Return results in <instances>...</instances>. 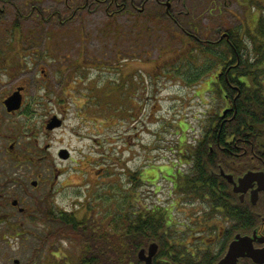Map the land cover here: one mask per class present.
<instances>
[{
    "label": "rangeland",
    "instance_id": "rangeland-1",
    "mask_svg": "<svg viewBox=\"0 0 264 264\" xmlns=\"http://www.w3.org/2000/svg\"><path fill=\"white\" fill-rule=\"evenodd\" d=\"M78 1L1 3L0 53L10 51L9 42H15L16 50L12 52L15 58H22V49L26 57L20 62L13 59L16 64L13 73L27 82L29 91L43 82L40 66L45 65L48 70L55 66L49 59L33 62L27 57L31 51L50 58L56 55L55 60H61L58 62L60 72L71 74V82L77 81L72 83L77 86L76 91L58 94L63 99L60 106L64 109L61 114L64 123L47 141L48 153L55 160L59 147L69 148L72 156L67 161H59L65 172L58 178L57 193L48 206L52 203L55 208H71L79 218H93L97 225L110 230L120 207L127 208L119 196L126 190L131 194L138 192V197L134 196L137 207L140 202L167 200L170 184L162 172L153 183L144 182L134 189L129 185L134 186L130 172L140 170L148 161L157 166L168 164V160L186 170L190 164L184 157H178L177 139L189 142L199 137L210 122V116L222 110L223 100L217 93L205 89L206 83L211 81L205 76L207 72L196 81H190L191 74H196L199 67L209 66L211 61L193 45L192 53L185 51L189 40L179 36L178 28L173 31L171 22L151 17L159 5L155 0H136L137 8L143 7V12H139L136 5L131 7L130 0H118L125 1L127 9L114 14L105 11L108 1L102 6L81 0L78 4L81 6L75 8ZM258 1L261 6L256 5L253 11L256 19L264 14V10L259 13L262 7L264 9V0ZM14 5L24 15L32 6L59 9L61 24L55 25L56 20L38 22L33 14L31 18L21 19L18 29L21 36L14 37L11 26ZM209 6V0H185L184 10L191 13H196L195 9L202 10L200 24L206 28L202 36L210 38L215 36L214 25L222 21L225 27L236 26L245 21L246 12L250 10L242 0H224L218 13L210 14ZM109 7L114 10V3ZM211 27L213 35H210ZM22 37L32 40L23 43ZM54 45L55 51L51 48ZM82 64L86 67L82 68ZM72 65L76 68L67 71ZM19 67L21 74L16 70ZM52 74L48 72L46 85L55 91L59 86H67L62 75ZM185 198L179 193L174 195L172 229L187 222V215L192 213ZM25 227L30 231L27 235L14 236L6 232L5 236L0 232V264H14V258H18L20 264H47L51 251L55 250L72 262L77 260L80 241L68 235L64 238L50 236V231H56V225L53 220H47L46 215L28 222ZM1 230H5L4 226Z\"/></svg>",
    "mask_w": 264,
    "mask_h": 264
},
{
    "label": "flooded vegetation",
    "instance_id": "flooded-vegetation-1",
    "mask_svg": "<svg viewBox=\"0 0 264 264\" xmlns=\"http://www.w3.org/2000/svg\"><path fill=\"white\" fill-rule=\"evenodd\" d=\"M71 1L73 2V0ZM80 1H78L77 6L74 4L73 6H76L75 8L80 7L81 5L78 6ZM106 1L109 4L113 2L115 5L114 10L110 9L109 4L106 5L105 11L112 14L123 13L127 9L124 4L125 1L120 3L118 0H91V3L103 6ZM155 1L159 5L155 13L151 14V17L155 16V18L160 17L162 20H168L171 22L173 31L176 30L175 28L182 31L189 40L187 42L189 45L185 51L192 53L193 48L191 49V45L195 46L196 49L202 44V47L210 46L219 52L220 49L231 43L236 53L235 57L228 54L227 58L217 60L214 63V68L208 70V74L205 75L211 78V81L206 83L205 89L215 94L218 90L222 93L223 108L218 113L220 125L229 121L233 118L230 115H235L237 111L236 99L240 94L239 86L235 82H230L229 79L247 76L245 73L239 72L238 68L241 67L239 65L241 61H246L247 56H250L249 60L251 59V44L253 43L248 37V32L253 33L255 31L260 16L264 15H260L256 19L255 14H253L254 9L256 11V5L261 6V3L258 0H242V4L250 9H245L248 11L245 15V21L242 20L238 25L230 27L223 26L221 21L214 25V28L211 27L210 35H213L214 32L215 36L210 38V36H202L205 32L204 25L200 24V11L202 10L197 12V9H195L196 13L184 10L185 0ZM129 3H131L129 4L131 7L136 5V9L143 12V7L137 8L138 1L130 0ZM209 3L210 6L207 11L210 14L212 11L218 13L224 5V0H209ZM30 10L35 12L34 18L38 22L56 20L55 25L61 24L59 16L62 13L59 9H41L32 6ZM262 10L264 9H261L259 13ZM20 13L14 12L11 22L16 18L21 21L24 14L21 15ZM28 18H31V15ZM207 23L211 24L209 19H207ZM18 29H14V37L20 35ZM235 29L238 30V34L233 31ZM22 39L23 43L26 40H32L24 37ZM234 40H237L236 42L241 40L246 43V46L241 48L240 54L234 47ZM9 44L10 51L0 53V232H3L5 236L6 232L14 233V236H21L30 232L25 227L28 222L39 216L41 219V216L45 215L47 219L51 212H54L57 217L66 214L71 218H79L71 208H55L52 203L48 206V202L57 193L58 178L65 172L60 167L59 161H67L72 156H70L69 148L59 147L55 153L58 161L55 160L48 153L50 144L47 142L48 138L51 137V133L64 123V118L61 115L64 109L60 106L63 99L58 94L64 92L70 94L78 88L76 85L72 86V83L75 84L77 81L71 82L73 78L70 77L71 74L67 75L66 72H60L58 62H61V60L57 62L55 60L56 55L50 58L43 53L37 54L36 51H31L27 57H30L33 62L37 59L45 61L49 59L55 62V66L52 70H48L45 65L40 66L39 73H41L44 83L36 85L29 91L27 82L21 81L18 76H14L13 71L15 72V70L13 67L16 64L13 63L15 54L12 52H15L16 46L15 42L14 44L9 42ZM55 46H51L54 51ZM21 51L22 49H20L21 57L25 58L26 56ZM22 58L17 57L15 60L20 62ZM234 60L235 63H233ZM37 63L35 69L38 68ZM81 67L84 68L86 65L82 64ZM75 68L76 65H72L67 71H73ZM16 70L19 74L22 73L20 67ZM50 71L53 76L55 74L62 75L63 79H66L67 86H59L55 91L46 85L45 82H48L47 77ZM3 77L9 78L4 79ZM220 77L225 78L226 87L219 84ZM17 92L16 95L20 98L19 107L8 109L7 99ZM225 109L228 110L223 114ZM217 123L218 120L213 123V126H216ZM207 138H214L215 143L219 146L221 157L217 159L219 170L217 173L215 172V178L222 180L224 187L215 184L211 180L212 178L208 180V177H206L200 182L203 189L201 197H195L192 193L186 194V204L191 207L190 211L192 213L187 215L189 217L188 221L181 223L179 227L165 229L159 233V236L163 235L166 238L159 237V239L153 240L159 246L152 257L153 264L159 260L170 264H217L225 256L231 242L237 236L254 237L252 241L248 239V244L255 249L264 247V188H261L257 182H252L244 190L235 189V185L238 186V179L248 171L264 173V138L256 134H232L227 137V135L222 136L219 133L206 135L203 132L197 139H193L192 145ZM222 138H228V140L221 142ZM227 146L230 149L225 150L224 148H227ZM63 149L66 150V157L61 156V150ZM191 161L192 159H187L186 163L191 165ZM220 163H225L226 167H222ZM153 165V161H148L146 165L141 166V173L139 174L141 183L138 187L142 186L144 182L153 183L155 179L154 172L159 171L160 174L162 172L164 174L162 176L170 184L167 200L162 202L164 205L160 202L150 204L140 202L139 212L143 215L144 211L149 208L155 209V211L160 208L168 225L171 226L173 210L176 206L174 195L178 193L175 184L176 169L174 163L170 160H168V164ZM190 165L187 168L188 171L192 170ZM151 167L155 168L153 169L154 172L144 175L145 172L148 173ZM225 175H230L233 181L230 182ZM137 194L138 192L135 194L136 198L138 197ZM2 226L5 230H1ZM165 243H167L168 252L171 254H175V248L179 250L178 259L180 261L159 257V254H157L159 248ZM234 264H264V262L256 263L250 256L239 255Z\"/></svg>",
    "mask_w": 264,
    "mask_h": 264
},
{
    "label": "trees",
    "instance_id": "trees-1",
    "mask_svg": "<svg viewBox=\"0 0 264 264\" xmlns=\"http://www.w3.org/2000/svg\"><path fill=\"white\" fill-rule=\"evenodd\" d=\"M13 4L12 0H0V4ZM14 11L20 13L18 6L14 5ZM21 14V13H20ZM35 14L30 10L24 17L32 16ZM13 28L16 30L20 26V19L16 18L12 22ZM238 34V30H233ZM179 36L185 35L182 31H178ZM248 37L252 40L251 44V59L247 56L245 62H240L241 66L238 68L239 72L245 73L246 77L240 78H230V82H235L239 87L240 94L236 99L237 111L235 115H230L229 121L220 125L219 115L214 113L210 116V122L205 126L204 133L207 134H220V135H249L256 134L261 138H264V15L260 16L256 29L253 33L248 32ZM239 39V38H238ZM233 41L234 47L239 54L241 53V48L246 46V43L239 40ZM238 43V45H237ZM202 44H200L201 46ZM201 52L205 53V57L210 59L211 64L206 67H199L200 69L196 74H191L190 81H196L205 72L213 68V64L217 60H223L227 58L228 54H232L235 57V51L233 47L228 44L225 48L220 49V53L213 49L212 47H200ZM208 54V55H207ZM247 54V53H246ZM193 56V54L191 55ZM215 57L216 59H214ZM236 61L234 60L233 63ZM238 65V66H239ZM192 67V64H191ZM219 84L226 87L227 83L224 77H220ZM218 85V84H215ZM217 94L221 98L222 93L220 90ZM218 120L216 126L213 123ZM196 139L198 137H195ZM234 139V138H233ZM214 138H207L204 141H199L195 145L187 142L186 139H177L178 157H184V159H192V170H184L180 166L175 165L176 173V189L181 196H185L188 193H192L195 197L202 196V185H200L201 180L206 179V177L212 178L211 180L222 187L224 182L215 178V172L219 170L217 159L221 157L219 153V146L214 141ZM228 140V138H222L221 142ZM235 140V139H234ZM212 144V145H211ZM224 148L228 150L230 148ZM192 156V158H190ZM229 159V158H227ZM222 167H226L225 163H220ZM153 167L144 173V175H149L153 173ZM141 171L135 170L130 172L131 182L134 186L129 183V185L134 189L140 185L139 174ZM155 178H157L160 173L154 172ZM191 184V185H190ZM126 193V194H125ZM125 193H121L122 204H127L126 210L124 206L120 207L119 213H117L113 220L111 229H107L101 225H97L95 219L82 217V218H71L64 214L59 217L57 221V216L54 212L49 213L50 218L56 222V231H50V236H73L80 241V252L77 256V260L72 262L71 259L62 254L59 255V251H51V256L46 262L47 264H142L141 261L137 259V250L142 246H146L148 241L156 240L159 237L166 238V236L160 235L159 233L165 229H171L168 225L162 209H147L142 215L139 210L140 207L135 206V194L130 193L126 190ZM136 209H133V207ZM134 207V208H135ZM100 226V227H99ZM175 254L168 252L167 243L163 244L157 254L159 257H164L167 259H178L179 250L174 249ZM178 261H180L178 259ZM170 264L164 263L162 261H156L155 264Z\"/></svg>",
    "mask_w": 264,
    "mask_h": 264
},
{
    "label": "water",
    "instance_id": "water-1",
    "mask_svg": "<svg viewBox=\"0 0 264 264\" xmlns=\"http://www.w3.org/2000/svg\"><path fill=\"white\" fill-rule=\"evenodd\" d=\"M15 93L11 95L6 103L8 109H16L20 104V98ZM228 109H225L223 114L226 113ZM65 149L61 150L62 155L66 157L67 154L65 153ZM229 181H233L230 175H225ZM252 182H257L261 188H264V173L263 172H254L248 171L245 173L241 178L238 179V186L235 185L236 190H244L248 186L252 184ZM248 239L252 241L254 237L249 236H237L234 241L231 242L227 253L225 256L221 258L217 264H234L236 261L237 256L239 255H247L250 256L256 263L264 262V247L263 248H253L251 245L248 244ZM156 242L149 243V246L146 248H141L137 252V257L139 260L143 261V264H152V257L155 255L157 251ZM15 263H18V259H14Z\"/></svg>",
    "mask_w": 264,
    "mask_h": 264
}]
</instances>
